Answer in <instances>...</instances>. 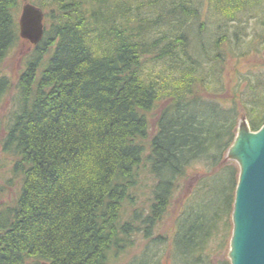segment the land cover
<instances>
[{"label": "trees", "instance_id": "1", "mask_svg": "<svg viewBox=\"0 0 264 264\" xmlns=\"http://www.w3.org/2000/svg\"><path fill=\"white\" fill-rule=\"evenodd\" d=\"M31 3L46 29L3 140L21 188L0 210V264H109L140 236L147 249L128 264H162L151 245L171 237L157 230L193 174L198 195L169 234L176 255L200 264L220 230L228 244L239 169L226 153L242 114L264 125V0ZM19 7L0 0V65L21 40ZM9 86L0 77V101ZM142 174L146 200L124 220Z\"/></svg>", "mask_w": 264, "mask_h": 264}, {"label": "rangeland", "instance_id": "2", "mask_svg": "<svg viewBox=\"0 0 264 264\" xmlns=\"http://www.w3.org/2000/svg\"><path fill=\"white\" fill-rule=\"evenodd\" d=\"M19 1H20V7L18 10V15L20 14L22 6L25 2L28 1L32 2L34 0H19ZM215 13L216 12L214 11L213 6L211 7L210 10V7L207 6V3L203 2V9L201 11V16L199 21H197V23L207 24L208 28L209 25L214 26L216 22L214 20ZM44 24L46 25L45 15H44ZM212 28L213 27H211L210 29ZM33 54H34V46L29 42V40L21 39L10 50L7 57L0 65V77H6L10 85L7 92L3 95L0 101V210L15 204L21 188V182H20L21 179L19 178L18 175L15 176L12 170L16 158L12 152H8L4 150L3 140L7 132L9 120L11 119L14 108L16 107V92L18 91L17 90L18 80L22 75V73L27 69L28 60L29 58H32ZM48 57H49V53H45L43 55V59L40 62V65L37 67V76L40 75L45 65V61L48 59ZM259 58L260 57L257 56L248 57V59L251 61H254L255 59H259ZM245 62L246 61L242 59L239 62L240 64L239 66L242 67L243 65H245ZM227 69H228L227 77L229 79V77L232 76L233 73L232 70L234 69V66L231 62L228 63ZM163 104L164 102L159 103L156 109L148 115L152 129L155 124L156 115H158V113L160 112ZM242 116L245 115L242 114L239 121L242 119ZM226 161H228L229 163L231 162L234 163L239 169V165L235 160L226 158ZM142 175L143 176L141 178L145 177L146 174H142ZM147 180L148 179L146 178L144 181H142V183L139 184L138 188L136 189L137 191H135V194L137 195L138 199L135 202V204L129 203L128 200L124 202L122 208V215L124 220L128 219L129 215L135 208H139L143 206L146 200L145 198L146 193H148L147 188L145 189V182ZM197 180L199 181L201 180L200 175L193 174L188 179V181L184 183L183 189L180 192H178L173 198L172 204L170 206V210L157 230V233H165V234L167 233L168 236H171L168 238V240L160 243L159 245H155V246L151 245L154 248V250L157 251L159 257L162 259V264H168L167 260L169 261V264H195L193 261H189L185 263L184 259L182 261L177 257L176 252L174 250V242H173L174 239L172 238V235L169 234L172 233V231L174 230L176 222H179L178 218L183 217L186 213L187 208L191 204H193L192 194L194 193H192V188L195 184L194 181L197 182ZM196 194L197 193H195L194 195L196 196ZM232 230H233V224H232ZM232 230H231V236H232ZM225 234L223 230H220L217 233V235L209 241L207 245V249L203 253L204 261H202L200 264H208V263L225 264L226 262H230L228 253L230 249L231 236L227 244V242H225L226 240ZM148 244H149L148 241L144 240L142 236L136 237L131 247L130 246L125 247V245L123 244L122 247H119L117 253L116 250L112 251L113 253L111 254V261L109 262V264H128L135 257L139 258L142 252L146 251Z\"/></svg>", "mask_w": 264, "mask_h": 264}, {"label": "water", "instance_id": "3", "mask_svg": "<svg viewBox=\"0 0 264 264\" xmlns=\"http://www.w3.org/2000/svg\"><path fill=\"white\" fill-rule=\"evenodd\" d=\"M19 25L20 37L38 44L44 35L43 10L25 2ZM226 157L239 165L228 257L231 264H264V125L253 131L242 116Z\"/></svg>", "mask_w": 264, "mask_h": 264}]
</instances>
